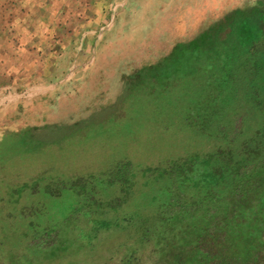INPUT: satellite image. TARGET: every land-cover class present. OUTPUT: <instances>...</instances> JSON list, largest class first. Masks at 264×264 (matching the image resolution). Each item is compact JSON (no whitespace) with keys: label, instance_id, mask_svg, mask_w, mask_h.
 <instances>
[{"label":"trees","instance_id":"1","mask_svg":"<svg viewBox=\"0 0 264 264\" xmlns=\"http://www.w3.org/2000/svg\"><path fill=\"white\" fill-rule=\"evenodd\" d=\"M242 8L228 0L200 13L154 55L136 52L127 75L130 84L136 75L168 88L193 78L179 108L184 125L190 130L217 111L228 122L218 123L216 148L165 159L160 172L128 168L116 178L123 198L104 199L96 183L84 188V199L63 217L73 219L69 234L60 237L59 226L45 223L35 234L24 231V240L0 237V264H264V52L251 45L262 20ZM65 110L56 119L77 106ZM133 187L143 202L124 206Z\"/></svg>","mask_w":264,"mask_h":264},{"label":"rangeland","instance_id":"2","mask_svg":"<svg viewBox=\"0 0 264 264\" xmlns=\"http://www.w3.org/2000/svg\"><path fill=\"white\" fill-rule=\"evenodd\" d=\"M202 1L204 6H200V13L228 2ZM234 1L247 7L242 9L253 20H262V24L256 25L258 39L251 45L255 54L264 52V0ZM212 13L215 14L213 10ZM130 15L131 21L140 17L133 12ZM150 15L140 30L118 32L112 53L103 56L106 65L101 66V76L82 77L71 82L72 94L62 85L64 93L56 95L58 98L51 114L46 113L48 109H41L39 111L45 113L40 116L39 111H35V117L17 120L20 114L17 112L13 117L0 119V237L4 241L13 243L20 237L24 240V231L35 234L37 225L45 223L59 226V236L65 237L73 219L63 218L64 214L70 211L73 201L84 199V188L89 189L96 183L104 199L123 198L116 178L128 168L133 172L137 166L142 172L151 165L152 170L156 168L160 172L161 167L177 154L192 152L196 155L216 148L218 123H226L228 119L221 121L212 107V112L205 113L206 118L198 119L193 125L196 127L189 130L184 125L179 108L184 103L183 88L193 78L171 88L159 81L155 84L152 79L149 82L148 77L139 81L136 75L137 81L129 83L127 75L136 52L137 55H154L160 43L175 37L174 30L194 24L191 20L186 24L169 21L162 25L158 23V17ZM125 47H131V50ZM177 99V103L173 102ZM171 102L175 103V110H170L173 108ZM69 105L77 106V111L62 120L56 119ZM62 107L64 109L59 110ZM12 122L22 125H11ZM44 122L48 126L44 127ZM165 159L167 163L161 164ZM110 172L114 174L112 178L107 176ZM88 175L91 176L88 178ZM48 190H58L60 194L52 195ZM141 190L133 187L124 197V206L143 202L139 196ZM39 202L44 204L41 210L37 207ZM103 264H117V260H107Z\"/></svg>","mask_w":264,"mask_h":264},{"label":"crops","instance_id":"3","mask_svg":"<svg viewBox=\"0 0 264 264\" xmlns=\"http://www.w3.org/2000/svg\"><path fill=\"white\" fill-rule=\"evenodd\" d=\"M202 3L0 0V119L20 112L18 120L54 109L57 94H72L71 82L102 75L103 56L112 53L119 31L140 30L151 13L162 25L186 24L198 17ZM132 12L139 19L131 21Z\"/></svg>","mask_w":264,"mask_h":264},{"label":"flooded vegetation","instance_id":"4","mask_svg":"<svg viewBox=\"0 0 264 264\" xmlns=\"http://www.w3.org/2000/svg\"><path fill=\"white\" fill-rule=\"evenodd\" d=\"M262 9H263V8H262V6H261V10H262ZM261 10H260V11H261Z\"/></svg>","mask_w":264,"mask_h":264}]
</instances>
